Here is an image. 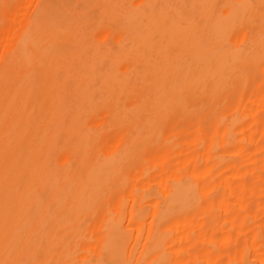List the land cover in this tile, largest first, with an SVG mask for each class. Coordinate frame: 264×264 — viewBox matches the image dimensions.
<instances>
[{
    "label": "bare ground",
    "instance_id": "bare-ground-1",
    "mask_svg": "<svg viewBox=\"0 0 264 264\" xmlns=\"http://www.w3.org/2000/svg\"><path fill=\"white\" fill-rule=\"evenodd\" d=\"M0 264H264V0H0Z\"/></svg>",
    "mask_w": 264,
    "mask_h": 264
}]
</instances>
